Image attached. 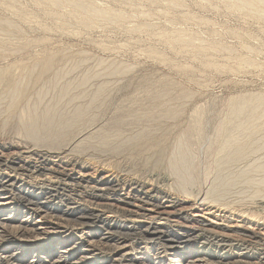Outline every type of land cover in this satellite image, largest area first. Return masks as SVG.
<instances>
[{"label":"rangeland","instance_id":"374dc122","mask_svg":"<svg viewBox=\"0 0 264 264\" xmlns=\"http://www.w3.org/2000/svg\"><path fill=\"white\" fill-rule=\"evenodd\" d=\"M237 1L240 4H237ZM51 2L48 0H0V46H2L0 49L5 50L4 54L0 53V71L3 68L17 66L18 70L15 71L14 76L16 78L13 84L17 81L18 84L24 85L26 82L31 83V80L33 81L34 78L31 75L35 74L33 72L37 70L38 61H41L44 56L56 55L55 72L53 71L52 76H59V83L56 88L49 83L51 79L53 80L50 74L38 83L29 84L31 88L26 83L25 85L29 88L28 97L21 103L19 102L14 111H11L10 105L15 99V95L9 91V85H0V158H3V161L0 162V173L2 172L0 180H3V177L11 176L20 180L14 188L0 187V203L5 205L3 210L6 211L5 215L7 217L15 216L18 219L17 223L29 219L28 222L32 224L31 227L33 225H38V228L49 227V232H52L43 243H39V245L32 243L31 247L28 246V250H32L34 254L45 256L44 260L48 256L47 259L53 260L74 246V243L79 240L83 244L75 257L82 256L83 252L87 253L86 256L91 255L92 252L87 243L88 238H86L88 230L83 231L73 225L78 224L75 217L80 216L83 207L88 204L91 205L94 201L86 194L79 197L78 194L71 193L74 195H72V199L82 203L81 206H78V203H72L70 197L66 196V194L69 196L70 193H63L64 195L60 194L54 201L50 202L48 198L54 196L55 193H51L48 189L40 192L37 187L46 188L41 185L42 179H47L51 175H48L47 178L37 175L35 178H30L28 175L31 173L26 169L20 172H12L14 166L10 164L11 161L17 160L19 163H16L21 168L24 160L32 158L31 161L34 162V165L32 164L28 170H37V167L41 166L35 162L37 152L33 151L31 154L26 151V147H31V141L20 128L29 122V113L32 107L42 115L46 109L56 108L52 105L58 103L57 107L71 113L74 106L89 102L97 87L104 83H110L107 85L110 91L108 90L100 100L99 107L102 108L97 107L94 113L96 118L93 122L92 132L95 131V135L101 132H111L109 127L114 124L111 122L113 120V122H117L118 119L124 117L123 119L126 118L127 123L123 126L125 129L120 128V137H118L120 140L117 137L111 138L112 144L117 145L116 147L123 144V133H127L125 137L130 138V134L137 135L142 127L146 129L150 124H152L150 125L151 128L155 127L149 131L152 132V130L157 129L155 131L157 134L153 132V137L158 135L156 136L158 139L154 137L156 143L153 141L152 144L146 143L142 147L128 148L121 152H106L101 149L90 148L85 151V153L88 152L87 154L80 156L79 160L82 163L80 167H83L87 174L90 173L92 179L107 180L113 179L117 175L119 178L129 177L131 179L128 181L131 182L137 180L147 182L151 178L155 179L161 187L164 185L165 190L185 201L182 206L165 209L166 212L161 211V213L169 215L168 217L171 216L170 225L177 224L190 228L193 226L195 230H202L204 228L202 225L207 227H217L216 225L238 227V230H231L230 235L221 230L215 231L222 235L225 233L229 238H232L231 245L225 243L228 247H220L214 243L206 245L212 250L219 249L221 252H228L230 260L233 262L238 259L237 254L240 252H251L254 258L249 260L250 262L264 263V204H257L259 200L263 199L264 190L259 193L260 196L257 198L255 195L259 194H256L255 188H248L241 180L242 177L247 179L250 177L253 181L256 179L258 184L262 182L264 184V180L258 179L261 177L264 179V173H259L264 172V168L259 167L263 166L262 163H264V140H262L264 127L262 133L260 130L255 134V137L262 141L263 146L260 145L261 141L258 143L261 146V150L258 152L261 151V153L257 152L258 155L255 154L256 156L253 153V156L250 154L246 160H244L245 158L242 159L244 163L240 160L233 166L219 169L227 170L230 168L231 174L228 170L221 175L218 174V168L212 164L214 158L210 156L209 151L210 146L216 144L214 140L219 126L225 124V117L230 115L235 102L234 99L237 100L241 96L264 98V5L258 4L260 12H256V3H254L256 6L253 5V8V3L249 7L247 6L248 2L244 0H65L63 3H58L59 5ZM243 2L247 3L246 6ZM261 3L264 4V2ZM77 10L78 12H76ZM93 16H95L94 19ZM89 18L91 19L89 20ZM29 41L34 43L31 48L28 45L29 47L26 46L23 50L15 51L16 53L10 52L12 47L18 43V46H24L26 43L32 44ZM83 79L90 81L84 91L76 88V90H68L63 93L64 95H61L60 90L62 91L68 85H80V81ZM8 91L9 93H7ZM84 93L87 96H81ZM164 93H168L170 96L165 97V95L163 96ZM161 97L165 98L161 99ZM155 98H159V101L162 100L161 102L166 104L157 103ZM73 100H76L77 104L74 103L73 105L71 103ZM168 101L169 105L167 104ZM175 105H179L180 108ZM165 106L166 109L171 108V106L178 109L179 115L174 118L166 116ZM160 109L163 111L161 112ZM158 110L160 114L157 112ZM151 112L159 115L155 116L153 113V118ZM145 115L149 118L147 121L141 119L145 118ZM22 117L26 121L25 123L20 120ZM162 117L168 120H163ZM25 118L28 119L25 120ZM148 123L150 124L145 125ZM139 124L141 127L138 126ZM187 135L188 137H186ZM184 137L191 140L189 145L193 144L192 147L194 148H189V150L192 154L194 153V174L199 179L195 184L186 185V189L189 188L186 193L189 192L190 195L183 193L185 191L179 186L177 176L173 172V162L169 161L171 160L170 157H173V161L178 157L176 148H178L181 140L186 139ZM25 143L26 145L23 147ZM27 143L29 144L27 145ZM158 144L161 145L158 146ZM19 145L23 148H20ZM147 145V148L144 147ZM151 147L156 148L151 149ZM157 147H161L163 153L156 150L159 149ZM53 156L54 158H50L49 162L46 160L44 165L50 166L52 163H57L56 165L63 169L66 168L65 170L68 172L72 171L71 173L77 178L81 176L80 168L72 166L71 159L65 158V160L64 155L62 157ZM57 157L59 158L57 159ZM257 158L261 159L258 160ZM153 160L157 163L153 164ZM253 161H255L254 165L252 164ZM169 162L170 164H168ZM11 166L13 169L10 168ZM254 168H257L259 175L257 172H253ZM244 170L246 173L243 175L240 172H244ZM209 173L210 175H207ZM127 174L128 176H126ZM253 174L255 175L253 176ZM218 176L221 178L240 176L237 178L240 180H237L239 183L237 182L238 184L231 188L222 200H218L219 203L211 198L212 202L208 201L209 197H207V202L202 203L199 198L204 197L210 191V186H214L217 180L215 178ZM129 184L126 187L127 190L116 192L120 194L116 197L123 196L125 199L127 198L126 201H133V197L139 194H134L135 191L130 189ZM21 186L30 188L32 193L36 192L37 195L43 193L41 194V202L47 205V209L42 208L38 213L31 210L34 207L27 205L20 196ZM112 193L110 191V194ZM252 194L257 198V201L254 200V197H250ZM196 196H199L198 199ZM30 198L32 199L33 196L31 195ZM47 202L50 203L47 204ZM109 203L117 204V201L110 197ZM118 206L121 209L124 207L123 209L136 210L139 204L133 203L124 206L123 203L119 202ZM52 207H59L60 209L54 210L51 209ZM144 210H146V214L148 213L147 215L157 212L156 217L160 213L158 212L160 210L149 206H146ZM63 212H68L70 215ZM179 214L182 215L181 220L177 219ZM111 215V213H107L105 216ZM55 217L64 220L63 226L65 227L57 229L54 225H45L54 222ZM159 222L158 219L153 221L154 224ZM17 223L11 225H18ZM50 226L54 227L55 230ZM101 232L103 236L95 238L96 240H100L104 236L107 237L103 230ZM255 232L259 235L257 234L256 238L250 237ZM115 243L112 240L107 242L109 245ZM34 245L44 246L43 249L36 251L37 247H33ZM127 245L129 247L125 251L129 252L133 249L131 252L134 253L139 252L141 247H146L141 245L139 241H129ZM55 246L56 252L42 255L48 247L50 250H54ZM195 246L201 247L202 244L196 243ZM103 248L106 247L103 246ZM154 248H145L142 251L143 253L147 252V259H151V261H141L139 259L140 254L137 253L136 264H155L156 253L161 247L158 245ZM28 258L32 259V255Z\"/></svg>","mask_w":264,"mask_h":264},{"label":"bare ground","instance_id":"6f19581e","mask_svg":"<svg viewBox=\"0 0 264 264\" xmlns=\"http://www.w3.org/2000/svg\"><path fill=\"white\" fill-rule=\"evenodd\" d=\"M48 1H52V2H54V4L55 3L58 4L61 2L63 3V1H65V0H48ZM244 1L248 2V4L251 2L250 5L243 2L244 5L247 4V6H249V7L251 6L252 3H253L252 6L257 5V8H256L257 11L255 10L256 12L259 11L258 4H261L262 6L264 5L263 3H261V2H264V0H249V1L244 0ZM254 3H256V5ZM237 4H240V3L238 2ZM254 6H253V8H254ZM77 7H75V8L77 9ZM81 7H83V6H81ZM81 7H79V9H81ZM83 8H85V7H83ZM243 11H247V10H243ZM261 11H262V9H261ZM72 12H73V10H72ZM76 12H78V10ZM247 12H249V11H247ZM87 14H89V13H87ZM256 15L258 16V14H256ZM94 17L95 16H93V19H94ZM86 19H88V18H86ZM90 19L91 18H89V20ZM257 19H259V18H257ZM20 42H22V41H20ZM32 42H30V43H32ZM36 43H38V42H36ZM20 44H22V43H20ZM33 44L34 43H32V44L26 43L24 46H18L19 45V43H18L17 45L12 47L11 51L10 50L9 51L10 52H15V51L18 52L19 49L23 50L28 45H30V48H31V45H33ZM3 45H5V44H3ZM0 47H2V46H0ZM22 50H20V51H22ZM3 52H5V50L0 49V53H3ZM55 56L56 55H47V56H44L41 59V61H38L39 63L37 62L38 63L36 65L37 70H35L33 72L35 74L31 75L32 78H34L33 81L31 80V83L26 82L28 84V86H29V84L31 85V84L38 83L39 81L42 80V78H44L50 74V76L53 77V80L51 79L52 80L51 81L49 79L50 80L49 83L54 88H56V86L59 83V79H58L59 76L58 77L52 76L53 71L55 72V70H54V66L56 63V57ZM16 67L12 66V67H8L6 69L3 68V70L0 71V85H3V84L9 85V87H10L9 91L13 95H15L14 96L15 99H13V102L10 105L11 111H14L15 108L18 107L19 102L21 103V101L27 99L28 91H29L28 86L25 85L26 83L24 85H21V83L18 84V82L16 81V83L13 84L15 81L14 79L16 78L14 76L15 71L18 70V68H16ZM108 78H111V77H108ZM89 82L90 81L88 79H83L80 81V85H77V86L68 85L67 87L63 88L62 91L60 90V93H61V95H64L63 93L67 92L68 90L69 91L72 89L76 90V88H77V90L82 89L81 91H84V88L87 86V84ZM109 84L104 83V84L100 85L99 87H97V90L93 94L91 100L89 102H87L86 104H82V105L78 104V105L74 106V109L71 113L57 107L59 105L58 103L52 105L53 107H56V108H48V109H46L45 112H43L42 115H40V113L37 109H34V107H32L31 112L29 113L30 114L29 122L20 129L23 130L26 137L31 141L30 142L31 147H26L25 148L26 151L28 153H31V154L33 151L34 152L36 151L37 154H35V155L37 158L35 159V162H37L41 166L37 167V170L36 169L35 170H28L31 168L30 166L32 164L34 165V162L31 161V160H33L32 158L24 160V161L22 159H20L24 163L21 166V168H20V166L18 164L19 162L17 160L16 161L13 160L14 162L11 161V163H10L14 166V169L12 166L10 167L13 169L12 172H20V171H24L26 169L28 172L31 173L30 175H28V177H30V178H35L36 175L47 178L48 175L52 176L54 174V176H52V177L49 176V178H47V179H42L43 182L41 185L45 186L46 188L37 187V190H40V192L45 190V189L46 190L48 189L51 191V193H55L54 196H50L48 198V201H50V202L54 201V199L57 198V196H59L60 194L64 195L63 193H70L69 196L67 194H66V196L70 197V201L72 203L73 202L78 203V206H81L82 203L76 201L75 199H72L73 194H71V193L78 194L79 197L82 194L83 195L86 194L90 198H93L94 202L92 201L93 203H91V205L88 204V201H87L88 205L83 204L85 206L83 207L80 216L75 217L78 224L73 225L76 228H79L80 230H83V231L88 230L86 238H88L87 243H88V246H89L92 254L89 256H86L87 253L85 254V252H83L82 256H80L78 258L75 257L78 254V250L80 251V248L82 247V244H83V242H80L78 240V241H76V243H74V246H72L70 249H68V247H67L68 250H65L62 255H59V256L56 255L58 257H56L53 260L47 259V258H49V256H48L44 260L45 256H41L39 254H34V252L32 250L31 251L28 250V246L31 247L30 245H33L32 243H36L39 245V243H43L47 237H50L52 232H49V227H47V228L39 227L38 228V225H33V227H31L32 224H29L30 222H28V220H29L28 218H26V219H28L26 221L24 220V221L17 223L18 219H16L15 216L12 215V217H14V218H12V217H7L5 215L6 211H3L5 208V205L0 203V264H136V261L138 259L137 258L138 254H140L139 259L141 261H151V259H147V256H146L147 252L143 253L142 251L145 250V248L155 249L154 247H156L158 245H160L161 248H158V252L156 253L155 264L156 263H159V264H256V262H250L249 261V260H252L254 258V255L251 254V252H240L239 254H237L238 259L236 261L234 260V262H233L230 260V256L228 255V252H221L219 249L212 250V249L208 248V246L206 245L208 243H214L220 247L221 246L228 247V245H226L225 243L231 245L232 238H229V236L226 235L225 233L229 234V232L233 229L238 230L237 229L238 227L235 228V227H229V226H225V225H223V226L216 225L217 227L209 226V227H211V228H209L206 225H202L204 227V228H202V230H200V229L195 230V228H193V226H192V228H190V227H184L182 225H177V224L176 225H170V222H171L170 217L171 216L168 217L169 215L161 213V211L166 212L165 209H171V208L174 209L179 205L182 206V204H184L185 201L183 199H180V198L174 196L173 194H171L167 190H165V188H163L164 185H163V187H161L156 182L155 179L151 178L147 182L146 181H138V180L131 182V181H128V179H131V178L125 177V176H123V178H121V177L119 178L118 177L119 175H117V176L113 175L116 177L113 179H107V180L100 179V178L99 179H92L91 176L89 175L90 173L87 174V171H85L83 167H80L82 165L81 161L79 160L80 156H82L83 154L84 155L87 154L88 152L85 153V151H87L90 148H97V149L104 150L106 152L107 151L121 152L122 150H126L128 148L133 149V148H139V146L142 147L143 144L146 145V143L152 144L151 142H153V141L155 142V140H156L154 137L158 136V135H156V136L154 135V137H153V132L155 134H157L155 132V131H157V129L152 130V132L149 131L150 129L154 128L155 126L151 128L150 125H152V124L148 123L145 125L150 124L148 126L150 128L147 127L148 128L147 129L145 126L146 129H144L142 127V129H144V130L141 129L142 131L140 130V132L137 135L135 134L134 136L130 134V136H131L130 138L129 137L126 138L125 134H127V133H125V134L123 133V135H122V136H124L123 144L116 147L117 145L112 144L113 141L111 140V138L112 137H117V138L120 137V132H119L120 128L122 127L123 129H125L123 126L126 125L127 122H126V118H125V120L123 119L124 117L118 119L117 122H113L114 120L111 122V123H114L109 127L111 132H101L98 135H95V133H94L95 131L92 132L93 122L95 121V118H96L94 113H95L97 107L99 109L102 108V107H99L100 106V100H101V97L105 96L107 91L109 90V88L107 86ZM9 91L7 93H9ZM164 95H165V97L170 96V95H168V93L167 94L164 93L163 96ZM81 96H87V94L84 93ZM165 97H161V99L165 98ZM158 99H156V102L162 103L164 105L165 102L163 103V102H161L162 100L159 101L160 99L159 100ZM234 101L235 102L232 106V109L230 108L231 111L229 110L230 115L228 116V114H227L228 117H225L226 121L225 120L224 121L226 123L222 124L220 126L218 125L219 128L217 127L218 130L216 129L217 130V133L215 134L216 139L214 140L216 142V144L215 145L212 144V146H210V148H209V151L211 154V155L210 154L209 155L213 156L212 158H214V162H212V164H214V166H217V168H218L217 171H218V174H220V175L223 174V172L227 171V170L230 171L229 174H231V172H232L230 168H228L227 170H219L220 168L224 169L225 167L227 168L228 166H233V164H235L236 162H238L240 160L242 161V159H244V158H245L244 160H246L247 159L246 157H248L250 154H251V156H253L252 153L254 154V156H256L255 154L258 155V153H261V151L258 152L259 150H261V146H259V144H258L259 141H261V140H259V138H256L255 134H257L260 130H261L260 131L261 133L263 132L262 129L264 127L263 126L264 125V98L263 97H257V96L256 97L241 96V98H239L237 100L234 99ZM71 103L73 105H74V103L77 104L76 100H73ZM168 103H169V101L167 102V104ZM172 103H170V104H172ZM162 104H160V105L162 106ZM160 105H158V106H160ZM175 106H179V105H175ZM157 108L159 109V107H157ZM178 108H180V106ZM164 109H166V106ZM146 110H148V109H146ZM162 111L163 110H161V112ZM157 112L160 114L159 110ZM165 112H164L165 115L168 117H171V118H174V117L179 115V110L176 108H172V106H171V108L166 109ZM146 113H147V111H146ZM153 113L155 115V112H153ZM153 113H152V116H153ZM122 115H124V114H122ZM148 115L150 116V114H148ZM152 116H150V117L152 118ZM153 118H154V116H153ZM162 118H163V120H168V119H165V117H162ZM26 119H28V118H25V120ZM141 119H143V120L145 119L147 121V119H149V118L147 117V115H145V118H141ZM158 119H159V117H158ZM20 120L24 121L23 117ZM25 122L26 121H24V123ZM108 123H110V122H108ZM260 123L263 125H261ZM127 126H128V124H127ZM127 126H125V127H127ZM138 126L141 127L140 124ZM1 127H3V126H1ZM94 127H95V125H94ZM123 129H121V130H123ZM105 130L107 131V129H105ZM23 132H20V133H23ZM261 133H259V134H261ZM121 134H122V132H121ZM204 134H206V133H204ZM188 135H190V134H188ZM188 135L186 137H188ZM162 136H163V134H162ZM211 136H213V135H211ZM262 136H263L262 140H264V135L262 134ZM186 137H184V138H186ZM161 140H163V139H161ZM157 141H159V140H157ZM189 141L191 143V140L186 138L184 140H181L180 143L178 142L179 144L178 143L177 144L179 146H178V148H176L177 149L176 153H177L178 157L175 159V161L172 160L173 157L172 158L170 157L171 160H169V161L173 162V164H172L173 172L177 176V182H178L179 186L184 189L185 192H183V193H185V194H189V192L186 193V191L189 190V188H188V190L186 189V185L195 184L196 182H198L197 180H199L195 177V174H194V166H195V161H194L195 159L194 158H195V156L193 157L194 153L192 154L191 151L189 150V148L191 149L194 147H192L193 144L189 145ZM210 141H211V139H210ZM28 144L29 143H27V145ZM25 145H26V143L24 144L23 147H25ZM148 145L144 146V147L147 148ZM160 145L161 144H158V146H160ZM260 145H262V141H261ZM149 146H151V145H149ZM19 147L21 148L22 146L19 145ZM154 148H156V147H151V149H154ZM157 148H159V147H157ZM160 148L156 149V150H158V151L160 150L162 152L163 150ZM163 149H165V148H163ZM209 151H207V152H209ZM147 153H149V152H147ZM53 155H56V156L58 155L59 157L60 156L62 157L64 155V159L65 158L71 159V162L73 163L72 166L80 168L81 176L79 178H77L74 174L71 173L72 171L68 172L67 170H65L66 168L63 169L62 167H59L58 165H56L57 163L56 164L52 163L50 166L44 165V162L46 160H48V162H49L50 158H54ZM137 155H138V153H137ZM56 156H55V158H56ZM28 157H29V155H28ZM59 157H57V159ZM57 159H56V161H57ZM257 159L259 160L261 158H257ZM155 160H156V158H155ZM155 160H153V162H152L153 164L157 163V162H154ZM2 161H3V158H0V162H2ZM73 161H75L76 163H74ZM16 162H18V163H16ZM254 162L255 161H253V163H252L253 165H254ZM239 163H241V162H239ZM242 163H244V161H242ZM245 163H247V162H245ZM76 164H77V166H76ZM83 164H86V163H83ZM168 164H170V162ZM212 164H211V166H212ZM257 165H258V163H257ZM262 165L263 166H259V167H261V169L264 168V163H262ZM250 166H249V168H250ZM7 167H9V166H7ZM22 167H23V170H22ZM6 170H7V168H6ZM255 170L253 172H255V173L257 172V174H258L259 171L258 170L255 171ZM248 171H250V170H248ZM195 172H196V170H195ZM240 173L244 175L246 172L244 170V172H240ZM259 173L262 174L264 172H259ZM123 174H125V173H123ZM24 175H25V173H24ZM207 175H210V173ZM233 175H235V174H233ZM238 175H240V174L238 173ZM254 175L255 174H253V176ZM126 176H128V174ZM204 177H205V175H204ZM239 177H235V178H227V177L221 178L219 176L216 177L215 179H217V180L215 183L212 181L214 183V186H212V185L210 186V191H208V193H207L208 195L206 194V195H204V197H200L199 200H201L202 203H205L208 200L207 197H209L208 201L212 202L211 201V199H212V200L216 201L217 203H219L218 200H222L225 197V194L228 193L231 188H233L236 184L239 183V181H237V180H240V179H237ZM249 178L247 179V178L242 177L241 180H242L243 184L246 185L248 188L250 187V189L252 187L255 188L256 194L263 192V190H264L263 182L258 184L256 182L257 181L256 179H255V181H253V180H251V178L250 179ZM209 179H211V178H209ZM258 179H261L262 181L264 180L262 177L258 178ZM206 180H208V179L206 178ZM261 180H258V181H261ZM19 181L20 180L15 179L14 176L5 177V178L3 177V180H0V187H2V188L13 187L14 188L19 183ZM155 182H156V184H155ZM128 184L131 186L130 189L135 191L134 194H139L138 196L136 195L133 197V199H132L133 201H126L127 198L125 199L123 196L122 197H120V196L116 197V196L120 195L118 193L121 190H127L126 187ZM261 184H263V185H261ZM196 186H198V185H196ZM10 191H11V189H10ZM110 191H112L113 193L110 194ZM116 192H118V193H116ZM20 193H21L20 196H22V200L24 202H26L27 205L33 206L34 209H31V210L35 211L36 213H38L42 208L47 207V205H44V202H41V199H42L41 194H43V193L38 194V195L36 194V192L32 193V191L28 187H25V188L22 187V189L20 190ZM31 195L33 196L32 199L30 198ZM50 195H52V194H50ZM192 195L191 196L194 197V194H192ZM199 196H196L197 199ZM255 196L258 198V196H260V194L255 195ZM255 196L252 194L250 197H254V200L256 199V201H257V198H255ZM110 197H112V199H114V201H117V204L109 203ZM196 197H195V199H196ZM243 197H244V195H243ZM262 197L264 199V193H263ZM43 199H44V197H43ZM251 199H249V200L251 201ZM263 199L259 200L257 202V204H264ZM83 201H86V200H83ZM247 201H248V199H247ZM50 202H47V204ZM119 202L123 203L124 206L125 205H131L133 203L134 204L138 203L139 207L136 210L135 209H128V208L123 209L124 207L121 209V207L118 206ZM162 202L165 206L162 204ZM126 203H128V204H126ZM224 203L226 204V202H224ZM244 204H246V203H244ZM247 204H249V203H247ZM215 205H217V204H215ZM146 206L152 207L153 209H156V210H160V211H158V212H160L159 216L156 217V215H155L157 213L156 211H155L156 213H154L152 215H150V214L147 215L148 213L146 214V210H144V208ZM51 209L57 210L60 208L59 207H57V208L52 207ZM70 210H72V209H70ZM173 211H172V214H173ZM63 213L64 214L66 213V215H70V214H68V212H63ZM107 213H111L112 215L109 217L108 216L106 217L105 215ZM175 214H176V211H175ZM72 216H74V215H72ZM181 216L182 215L179 214L177 216V219L181 220L180 219ZM155 219H158L160 222L158 224H154L153 221ZM52 221H53V219H52ZM64 222L65 221L62 220L61 218L55 217L54 222H49L45 225H54V226H56L57 229H60L61 227H65V226H63ZM13 223H17L18 225H11ZM50 227L54 229V227H52V226H50ZM240 228H241V226H240ZM100 229L103 230V232H105V235H107V237L104 236L100 240H96L95 238L103 236V233L101 232ZM76 230H78V229H76ZM217 230L218 231L219 230L224 231L225 233L223 232L224 234L222 235L219 232L218 233L215 232ZM206 231H208V232H206ZM217 234H219V235H217ZM257 234H256V232L252 233L250 235V237L256 238ZM240 239H242V238H240ZM240 239L238 240V242L240 241ZM111 240L116 242V243L113 245L107 244V242L109 243V241H111ZM103 241H105V242H103ZM129 241L130 242L131 241L132 242L133 241H135V242L139 241V242H141V245L143 244L146 247H143V248L141 247L140 248L141 250H138L139 252H135V253L131 252L133 249L129 252L125 251L129 247L127 245V242H129ZM258 241H257V243H259ZM235 242H236V240H235ZM196 243H200V244H202V246L196 247L195 246ZM257 243H256V245H257ZM43 246H35L34 245L33 247H37V249H36V251H37L39 249L40 250L43 249ZM103 246L106 248H103ZM48 249H49V247L47 248L45 253H43L42 255L47 254L49 252L52 253L53 251L56 250V246H55L54 250H50V249L48 250ZM225 249H227V248H225ZM86 251H88V250H86ZM247 251H248V249H247ZM31 255H32V259H29L28 256H31ZM141 255H143V256L140 257ZM259 255H262V254H259ZM88 260H90V261L87 262ZM261 260H259V261H261ZM258 263L264 264V263H260V262H258Z\"/></svg>","mask_w":264,"mask_h":264}]
</instances>
